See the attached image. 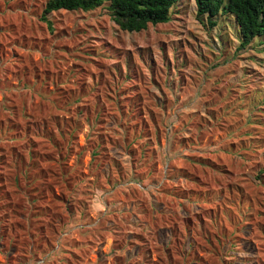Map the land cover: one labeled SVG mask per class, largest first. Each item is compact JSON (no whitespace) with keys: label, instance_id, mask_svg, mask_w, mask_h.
<instances>
[{"label":"rangeland","instance_id":"rangeland-1","mask_svg":"<svg viewBox=\"0 0 264 264\" xmlns=\"http://www.w3.org/2000/svg\"><path fill=\"white\" fill-rule=\"evenodd\" d=\"M0 0V264H264V41L193 0Z\"/></svg>","mask_w":264,"mask_h":264},{"label":"trees","instance_id":"trees-1","mask_svg":"<svg viewBox=\"0 0 264 264\" xmlns=\"http://www.w3.org/2000/svg\"><path fill=\"white\" fill-rule=\"evenodd\" d=\"M181 0H46L39 15L47 26H52L48 15L59 10L90 11L105 5L110 19L120 30L139 32L150 25L170 20L172 7ZM197 16H204L209 27L216 25L218 15L230 14L239 33V47L253 39L264 41V0H193ZM264 170H260V175Z\"/></svg>","mask_w":264,"mask_h":264}]
</instances>
